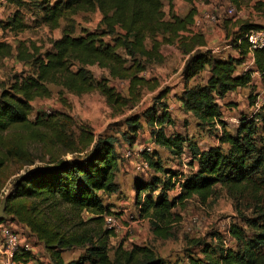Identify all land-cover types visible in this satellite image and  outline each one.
Wrapping results in <instances>:
<instances>
[{
  "label": "trees",
  "instance_id": "1",
  "mask_svg": "<svg viewBox=\"0 0 264 264\" xmlns=\"http://www.w3.org/2000/svg\"><path fill=\"white\" fill-rule=\"evenodd\" d=\"M173 1L42 0V25L53 31L59 29L61 21L66 23L60 39L51 42L43 53L33 46L31 52L23 44L16 49V61L30 64L33 74H17L7 88H0V201L4 199L6 218L0 223L17 226L29 234L47 255L45 264H166L145 246H130L126 250L117 245L109 257V239L114 237V230L105 226L104 219L114 213L111 205L103 204L100 195L112 196L118 191L114 181L118 171L114 140H94L90 132L82 130L81 148L71 149L65 142V125L70 118L62 114L39 115L30 121L29 116L32 102L50 97L48 85L76 97L97 92L112 109L134 105L139 102L142 90L159 88L154 78L145 77V64H161L160 48L173 45L188 55L181 72L183 89L174 99L184 113L192 116L197 127L220 126L219 146L201 150L194 143L186 145L181 135H167L171 118L162 100L168 91H159L155 104L140 116L124 121L128 136L123 137L132 146L144 125L149 129V144L174 159L184 155L185 145L190 171L182 177L180 193L169 196L167 193L172 192L178 176L163 169L155 155L142 153L147 168L165 181L157 177L147 182L136 181L133 206L138 217L148 222L152 237L166 241L174 238V227L180 222V217L172 212L174 207L192 198L204 205L212 197L214 187H220L228 197L249 209L251 216L246 218L237 213L241 225L230 224L227 229L230 246L226 243L225 246V239L217 233L210 236V243L191 242L197 251L186 256L187 264H264V143L258 146L260 143L255 140L258 121L240 118L234 133L228 134L221 122L219 105L227 94L249 87L254 72L264 83V46L251 52L253 72L236 74L249 53L246 35L250 31H264V25L238 23L230 45L237 57L221 59L210 51L198 50L205 47V41L202 34L190 32L196 15L194 0H180L189 6L182 17L173 13ZM224 1L237 9L244 2L254 1L256 10L264 9V0ZM0 2L21 5L20 0ZM164 4L168 6L167 14L163 11ZM79 14H98V29L74 37L72 18ZM4 28L20 32L25 26L15 13ZM105 37L112 39L107 43ZM118 50L129 62L117 54ZM10 54L11 48L0 44V59ZM92 67L106 72V77L94 82ZM203 72L207 78L202 85L188 86ZM109 80L125 82L127 97L107 87L105 82ZM35 145L49 156L47 162L15 177L9 192L3 195L6 182L12 177L8 174L9 167L29 168L38 160L31 149ZM56 145L63 146L69 154L90 149L79 158L60 160V156L51 152ZM157 186H161L160 191L153 197ZM142 193L144 196H140ZM73 249L84 250L83 256L64 263L62 254ZM13 261L28 264L35 258L20 251Z\"/></svg>",
  "mask_w": 264,
  "mask_h": 264
},
{
  "label": "rangeland",
  "instance_id": "2",
  "mask_svg": "<svg viewBox=\"0 0 264 264\" xmlns=\"http://www.w3.org/2000/svg\"><path fill=\"white\" fill-rule=\"evenodd\" d=\"M20 2V7L0 2V44L8 45L11 48L10 57L0 59V88H7L11 78L17 74L22 72L27 76H32L33 74V68L30 64L24 65L17 62L15 59L16 49L20 44H23L25 48L31 52V47L33 46L35 49L39 50V53H43L45 50L49 49L51 42L60 39L61 31L66 26V23L61 21L59 23V29L51 31L41 24L42 0H20ZM195 3H204V5H213L214 7L209 11L201 12L199 8L193 6L196 10L194 18L198 20L200 25L199 28L193 29V32L205 36L208 42V48H210L211 51L218 50L219 52V50H222L226 46L231 47L230 45L233 40L232 35L236 31L238 23L262 24L264 21V15L260 14L264 13V9L261 11L256 10L255 2H244L238 9L224 0H195ZM172 8H175L179 16H183L188 11L189 6L182 4L177 6L174 4ZM163 9L167 14V4H164ZM229 9L233 10L232 15L229 17L224 16V12ZM206 12L216 18L218 24H220L218 25L215 22L206 23L203 19V15ZM15 13L19 14L22 24L25 26V29L20 32L10 31L4 28L5 24L13 18ZM99 19L100 17L98 14L76 15L72 18L71 24L73 36L79 37L82 32H94L98 29L97 25ZM111 39L108 37L104 38L107 43ZM173 46L177 48L175 45ZM174 47L173 49H175ZM162 50L163 52L168 51L166 47ZM227 50L229 49H225L219 55L223 57ZM117 54L129 62V59L124 57V53L121 50H118ZM167 56H169L168 61H170L167 68L171 76L178 72L183 59L181 57L178 61V58H176L172 52ZM246 66L248 65L237 68V73ZM145 67L147 68L145 77L149 79L163 71L162 68L164 67V63L157 64L149 62L145 64ZM90 72L92 73L91 75L94 82L102 80L103 76L106 77L103 71L96 68H91ZM178 76L177 74L175 78H171L169 82L157 76L160 81L158 82L156 79L155 80L158 82L159 88L154 91L142 90L138 103L120 109L108 107L104 98L97 92L76 97L66 94L59 87L52 85L47 86L50 92V97L48 99L36 100L31 104L32 113L29 116L30 121H32L35 116L39 115L62 114L70 118L69 124L65 125V142L71 149L81 148L79 141L81 140L80 132H82V130L90 132L94 140L106 138L114 140L116 155L118 156V171L114 174V181L118 191L112 196L100 195L103 204L112 206L111 212L114 213L115 218L114 237L109 239V247L111 248L109 257H112V250L117 245H121L122 248L126 250L130 246H145L153 250L157 256L164 259L166 264H185V262H187L186 256L190 253L195 255L193 252L197 251L194 250L191 242L204 240L210 243V236L217 233L221 238L225 239L223 241L224 245L226 243L230 246L232 242L227 240V229L230 224L241 225L237 213L239 212L246 218L251 216V211L242 203H237L232 200L220 187H214L212 197L204 205L199 204L196 198H192L183 202L182 205H176L174 207L172 212L180 217V222L174 227V238L170 240L163 241L152 237L149 232L148 222L138 217L137 210L133 206V198L135 195L134 183L136 181L147 182L153 177H157L160 180L164 178L161 177L160 174H154L147 168L143 156L140 153L142 148L149 145V129L143 125L142 129L137 133L135 143L129 146L123 137V135L128 136L124 121L131 116H140L146 109L155 104L154 99L159 91L166 90L170 92L175 82H182V79ZM206 78V73L203 72L196 79L190 81L188 86L202 85ZM251 78L252 82L249 87L227 94L222 103H219V105H221V122L225 131L228 134H233L238 126L240 118L257 120L258 128L255 140L257 144L260 143L258 146H263L264 83L260 81L258 76L253 75ZM105 85L112 88L117 95L123 98L127 97V84L125 82L109 80L105 82ZM180 90L181 88L175 92L180 94ZM169 95H166L162 100V103L167 105V110L170 112L169 116L171 118V124L167 127L166 134L181 135L186 145L192 142H196L197 146L198 144L202 145L203 142L214 144L212 139H217L220 136V126L215 124L209 128L197 127L194 122L191 121L189 117H185L183 111L177 107V101L173 99V95L170 93ZM169 107L172 108V110H169ZM140 123L143 124L142 121H140ZM31 149L36 154L38 160L29 168L26 167L17 170L16 166H10L8 174H12V177L6 182L3 195L9 192L12 186L11 183L15 177L22 175L23 172L29 171L34 167H41L47 162L49 156L45 155L41 147L35 145L32 146ZM89 149H86L83 153L69 154L64 151L65 148L63 146L56 145V149L51 150V152L60 156V160H70L71 158L83 156ZM154 150L156 151L153 152V155L161 162L163 169L168 170L170 175L176 174L178 176L177 179H174L175 184L176 182H181V180L183 181L182 177L187 176L190 171V160L185 145L184 155L179 159H174L169 156L163 149L155 148ZM127 151L130 152L128 158L124 157ZM160 188L161 186H157L154 189L155 191L152 194L153 197L157 196ZM177 191L176 188H173L172 192H168L167 194L174 197L179 194L176 193ZM142 195L144 196L143 193L140 196ZM2 200L4 199L2 198ZM83 218L86 219L87 215H83ZM11 226L13 231L21 230L17 226ZM37 253V258H43V260L46 258L45 256H40V251ZM83 254L84 250L73 249L63 253L62 259L64 263H67L78 260ZM41 263L42 262L39 264Z\"/></svg>",
  "mask_w": 264,
  "mask_h": 264
},
{
  "label": "built area",
  "instance_id": "3",
  "mask_svg": "<svg viewBox=\"0 0 264 264\" xmlns=\"http://www.w3.org/2000/svg\"><path fill=\"white\" fill-rule=\"evenodd\" d=\"M233 10L229 9L228 11L224 12L226 16L232 15ZM223 14V15H224ZM204 21L207 23H218L217 19L211 16L209 13H204L203 15ZM197 19L194 18L192 27L190 28V32L194 33L193 29L199 28V22ZM247 43L249 45L248 48V55L252 56V51L259 49L264 46V31H250L246 35ZM216 51H211V53H215ZM251 63H253V60L251 58ZM157 148L154 146L153 143L149 144L148 146L142 148L140 153H145L147 155L153 154L155 151L154 149ZM130 156V152L127 151L125 152L126 158ZM174 183V188H176V193H180V184L181 182H173ZM115 218L114 216H106L104 219L105 226L109 229H115ZM11 224H6V223H0V264H18L13 261V257L17 252L23 251V252H28L32 257L36 258L37 257V252H39L41 249L38 245L34 243V240L29 236L28 234L25 233L23 230H18V231H13L11 228ZM15 227V226H14ZM39 248V250H38Z\"/></svg>",
  "mask_w": 264,
  "mask_h": 264
},
{
  "label": "crops",
  "instance_id": "4",
  "mask_svg": "<svg viewBox=\"0 0 264 264\" xmlns=\"http://www.w3.org/2000/svg\"><path fill=\"white\" fill-rule=\"evenodd\" d=\"M209 1H212V0H209ZM254 2V1H253ZM252 2V3H253ZM174 4H176L177 6H179L180 4H182V5H186L187 6V4L186 3H184V2H182V1H180V0H174L173 2H172V6L174 5ZM193 6L195 7V8H199L200 9V11L201 12H205V11H209L210 9H213L214 7H213V5H204V3H195V0L193 1ZM172 11H173V13L176 15V16H178V17H182V16H179L177 13H176V11H175V8H172ZM197 11H198V9H197ZM260 14H263L264 15V13H260ZM262 15V16H263ZM184 16V15H183ZM261 16V17H262ZM218 24V23H217ZM220 24V23H219ZM218 24V25H219ZM255 25H259V26H263L264 25V21H263V23L262 24H260V23H256ZM203 35V34H202ZM204 37V41H205V47L204 48H198V50H200V51H204V50H207V51H211L210 50V48H208V42H207V40H206V38H205V36H203ZM167 48L168 49V51H164L163 52V48ZM173 47L174 46H162L161 48H160V51H159V53H160V55H161V57H162V63H164V67L162 68L163 69V71H161V72H159L158 74H156L158 77H160L162 80H164V81H166V82H169L170 80H171V78H175V76L178 74L179 76V78L181 79V71H182V69H183V67H184V64H185V62H186V60L188 59V55H184V54H182L179 50H178V48H175V49H173ZM225 49H229V50H227V52H226V54L225 55H223V57H221L219 54L222 52V51H224ZM197 50V49H196ZM216 52H218V50H215ZM174 53V56L176 57V58H178V61H179V58H181L182 57V59H183V62H182V65L179 67V70H178V72L176 73V74H173V75H171L170 76V73L168 72V65H169V63H170V61H168L169 60V56H167V55H169V53ZM214 53V55H218V57L219 58H221V59H225V58H228V57H230V58H236L237 56H236V52L233 50V49H231V47H229V46H226V47H224L222 50H219V52L218 53ZM213 54V53H212ZM174 58V57H173ZM251 58H252V56L251 55H248L247 56V58H246V60H245V63L243 64V65H241V66H245V65H248V66H246V67H244L243 69H241V71L239 72V73H237V71H236V74H241L243 71H245V70H253V63H251ZM241 66H239V67H241ZM238 67V68H239ZM95 67H92V69H94ZM97 69V68H96ZM253 72V71H252ZM106 75H107V73L106 72H104ZM156 75H154V76H152L154 79H156L158 82L160 81L159 79H158V77L156 76ZM258 76V74L256 73V72H254L253 74H252V76ZM151 77V78H152ZM259 77V76H258ZM181 88V90H180V92L182 91V89H183V82H175L174 84H173V87H172V90L170 91V92H168V95H169V93L170 94H172L173 95V97L175 96V95H178V93L177 92H175V91H177V90H179ZM169 97H170V95H169ZM174 99V98H173ZM177 107L179 108V109H181V107H180V105L177 103ZM169 110H172V108H170L169 107ZM183 114L185 115V117H189V119L191 120V121H193L194 122V124L196 125V123H195V121H194V119L192 118V116L190 115V114H187V113H184L183 112ZM213 141H214V144H207V143H204L203 142V144L201 145V144H198V146L197 147H199L201 150H205V149H207V148H214V147H218L219 146V143L217 142V139H212ZM192 143H194V144H196V142H192ZM197 145V144H196ZM200 145H201V147H200ZM204 145H207V146H204ZM203 147V148H202ZM43 253V254H42ZM40 256L42 257V256H45L46 258H47V255L45 254V252L43 251V250H41L40 251ZM44 259L43 260V258L42 259H40V258H35V261H33V262H30V263H28V264H39L40 262H42L41 264H45L46 262H47V259ZM185 264H187V262H185Z\"/></svg>",
  "mask_w": 264,
  "mask_h": 264
},
{
  "label": "water",
  "instance_id": "5",
  "mask_svg": "<svg viewBox=\"0 0 264 264\" xmlns=\"http://www.w3.org/2000/svg\"><path fill=\"white\" fill-rule=\"evenodd\" d=\"M3 203H4V200L1 201V204H0V221H5L6 218L3 214Z\"/></svg>",
  "mask_w": 264,
  "mask_h": 264
}]
</instances>
